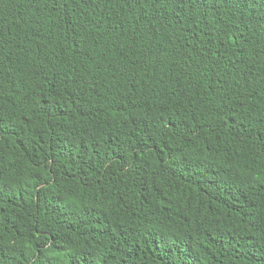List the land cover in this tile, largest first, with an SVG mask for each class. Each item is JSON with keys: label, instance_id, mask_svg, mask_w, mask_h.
Wrapping results in <instances>:
<instances>
[{"label": "trees", "instance_id": "trees-1", "mask_svg": "<svg viewBox=\"0 0 264 264\" xmlns=\"http://www.w3.org/2000/svg\"><path fill=\"white\" fill-rule=\"evenodd\" d=\"M0 264H264V0H0Z\"/></svg>", "mask_w": 264, "mask_h": 264}]
</instances>
